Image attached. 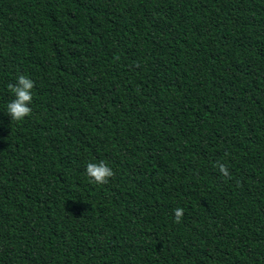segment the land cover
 I'll list each match as a JSON object with an SVG mask.
<instances>
[{"label": "trees", "instance_id": "trees-1", "mask_svg": "<svg viewBox=\"0 0 264 264\" xmlns=\"http://www.w3.org/2000/svg\"><path fill=\"white\" fill-rule=\"evenodd\" d=\"M0 264H264V0H0Z\"/></svg>", "mask_w": 264, "mask_h": 264}, {"label": "clouds", "instance_id": "clouds-1", "mask_svg": "<svg viewBox=\"0 0 264 264\" xmlns=\"http://www.w3.org/2000/svg\"><path fill=\"white\" fill-rule=\"evenodd\" d=\"M33 88V80L24 74L17 76L15 82L9 85L13 99L5 105V110L11 122H21L31 114L32 109L30 105L33 101ZM218 167L223 176L227 177L229 175L224 164H220ZM85 175L91 183L104 185L113 177L114 172L107 162L99 160L87 163ZM183 212V208L180 207L174 210L173 215L177 223L181 221Z\"/></svg>", "mask_w": 264, "mask_h": 264}]
</instances>
